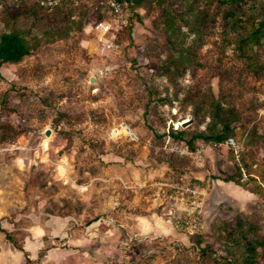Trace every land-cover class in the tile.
Masks as SVG:
<instances>
[{
  "label": "rangeland",
  "instance_id": "rangeland-1",
  "mask_svg": "<svg viewBox=\"0 0 264 264\" xmlns=\"http://www.w3.org/2000/svg\"><path fill=\"white\" fill-rule=\"evenodd\" d=\"M127 8L106 56L102 0H0L31 48L0 67V264H264V32L215 0ZM171 185L199 192L196 231Z\"/></svg>",
  "mask_w": 264,
  "mask_h": 264
},
{
  "label": "built area",
  "instance_id": "built-area-1",
  "mask_svg": "<svg viewBox=\"0 0 264 264\" xmlns=\"http://www.w3.org/2000/svg\"><path fill=\"white\" fill-rule=\"evenodd\" d=\"M35 4L40 7L47 9H55L67 4L71 0H32ZM104 5V10L108 18L98 21L94 29L101 35L100 38V50L106 56L113 55L116 53L120 46L118 44L117 37L120 31L126 27L129 18V12L127 8V3L123 0H102ZM225 145L230 147L235 155L236 160H239L241 152L243 150L242 146L234 139L228 138L225 141ZM240 174L242 178L246 179L249 175L245 169L240 168ZM174 195L176 197H181L182 199L187 198V203L184 204L182 212L189 213L192 212V216L182 217L176 221L177 225L183 229H189L191 231H196L199 225L197 218L194 216L197 214L196 208L199 206V192L190 187H181L179 185H171ZM190 214V213H189Z\"/></svg>",
  "mask_w": 264,
  "mask_h": 264
},
{
  "label": "trees",
  "instance_id": "trees-1",
  "mask_svg": "<svg viewBox=\"0 0 264 264\" xmlns=\"http://www.w3.org/2000/svg\"><path fill=\"white\" fill-rule=\"evenodd\" d=\"M127 3L130 0H123ZM216 3L223 7L231 8L228 14L231 18L240 16L244 22H253L252 36H258L264 32V0H215ZM66 5V4H65ZM63 5V6H65ZM61 6V7H63ZM60 8V7H58ZM31 54V48L28 43L18 34L14 32H4L0 35V67L4 64H15L20 62L24 57ZM183 130L175 129L168 133V137L174 141L181 142L191 151L195 150L194 142L202 140L204 142L220 143L223 139L222 135H206L197 133L186 139ZM225 182H234V178H228ZM0 232L4 233L6 238L10 240L9 235L0 227Z\"/></svg>",
  "mask_w": 264,
  "mask_h": 264
},
{
  "label": "water",
  "instance_id": "water-1",
  "mask_svg": "<svg viewBox=\"0 0 264 264\" xmlns=\"http://www.w3.org/2000/svg\"><path fill=\"white\" fill-rule=\"evenodd\" d=\"M91 81H92V80H91ZM188 124H189V121H185V122L181 123L180 126L184 128V127H186ZM49 134H50V133H49L48 130L44 133V135L47 136V137H49Z\"/></svg>",
  "mask_w": 264,
  "mask_h": 264
}]
</instances>
